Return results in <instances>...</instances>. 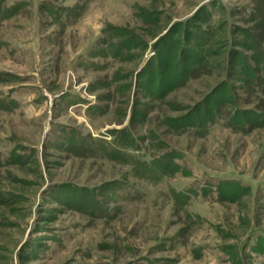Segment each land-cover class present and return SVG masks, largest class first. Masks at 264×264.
<instances>
[{
	"label": "rangeland",
	"instance_id": "374dc122",
	"mask_svg": "<svg viewBox=\"0 0 264 264\" xmlns=\"http://www.w3.org/2000/svg\"><path fill=\"white\" fill-rule=\"evenodd\" d=\"M46 2L83 7L79 14L62 12L57 22ZM18 3L0 26V100L13 101L0 110V264H264V127L237 134L215 125L196 138L166 123L188 114L222 80L239 107L263 101L251 85L258 65L236 28L264 43V0H5L4 8ZM202 5H210L220 51L160 105L136 97L133 110L146 111L149 124L131 119L135 83L154 45ZM107 28L119 30L128 49L117 60L92 59L95 71L82 69ZM74 94L87 103L66 99ZM88 103L106 106L107 115L88 119ZM59 125L93 137L127 126L138 137L154 130L165 153H186L190 176L147 185L125 177L146 193L140 203L122 201L128 189L102 195L99 188L125 176L126 168L67 151ZM224 178L240 180L247 191L235 197L239 192L227 187L219 200L194 195L185 207L169 191V185L217 187Z\"/></svg>",
	"mask_w": 264,
	"mask_h": 264
},
{
	"label": "trees",
	"instance_id": "16d2710c",
	"mask_svg": "<svg viewBox=\"0 0 264 264\" xmlns=\"http://www.w3.org/2000/svg\"><path fill=\"white\" fill-rule=\"evenodd\" d=\"M4 2L5 0H0V8L2 7L4 11V14L0 15V26L3 25V22L8 21L9 15L20 6V3H18L14 5L13 9H6V7L4 8ZM76 4L60 9L53 2H46L44 8L54 21L60 22L62 12L70 11L73 15L75 11L78 14L81 12L83 5L78 6ZM209 6L202 5L190 19L188 18L183 22L181 25L183 28L178 25L173 26V29L168 30V33L163 35L154 45L156 50L153 51V55L159 54L161 59L155 62L156 58L152 55L146 66L142 68L139 80L135 83L136 92L130 109L131 119L135 117L142 122L150 123L146 111L133 110L137 100L136 97L148 98L151 102L149 106L160 105L168 94L170 95L179 87L186 85L188 81L194 79L200 71L213 62L218 51H220V49L217 50L218 48L214 47L217 46V42L213 40L219 28L214 26V16L211 11H208ZM256 13H259L258 8H256ZM258 17L260 18V15ZM102 33L101 39L94 42L87 50L88 58L86 62L80 65L82 69L95 71L91 68L94 66L92 59L113 58V60H117L128 49L123 39L122 41L118 40V38H122L119 30L107 28ZM236 33H242L243 37L249 41L241 42V47L252 53V57L258 65L254 66L256 76L252 78V90L258 92L259 95L264 94V43H259L260 37L253 35L248 30L236 28ZM235 55L237 54L233 53L231 57ZM241 65L247 67V64L243 61ZM234 72L235 70L231 71L228 76H233ZM2 78L4 77L0 76V79ZM102 84L105 85L106 83L104 84L103 81ZM227 84L226 80H222L219 85L213 87L206 94L203 100L197 102L188 114L179 117H168L166 123L173 129V132H189L196 138L205 137L215 125L237 134L264 127V96L262 97V103L258 102L255 105L256 108L243 109L237 105L236 101L234 102V92ZM225 91H228V99L224 98ZM64 97H61L62 100ZM69 97L66 96V99L75 100L76 103H87L78 94ZM11 103L13 101L10 98L0 100V110H9ZM107 109L106 106L98 103H88L84 114L92 120L106 116ZM58 127L61 139L64 142V148L67 151L74 155H83L82 157L107 162L118 168H126L125 176L99 188L102 189V195H107L109 192L111 193V188L118 187L121 190L120 195L123 196V190L128 189L129 192L122 197V201L126 200V203L128 201V203L134 204L140 203L146 198V193L140 186H134L135 183L154 184L166 178L170 180L176 174L190 176V170L185 163L186 153H165L163 144L158 140L160 136L154 130H147L144 136L138 137L131 131L130 126H127L120 131H107L106 136L110 139L107 140L106 136L102 135L98 137H93L91 134L84 135L80 131H76V127L73 126L59 125ZM15 153L18 154V149L11 151V154ZM185 167L186 171L183 170ZM127 176L135 182L131 186L130 182L124 179ZM218 184L217 187H214L210 183H205L199 189L194 185H190L184 191H176L175 188L169 185V191L174 203L182 201L178 204L185 207L194 195L197 197L199 194L201 196L216 194V199L219 200L222 199L224 190L227 187L231 192L233 190L239 192V194L233 192L235 197L240 196L248 189L240 180L235 178L220 179ZM131 191L134 192V195L129 194ZM92 205L91 207L95 206L93 203ZM261 234L264 235V233ZM141 261L142 264H149L145 260Z\"/></svg>",
	"mask_w": 264,
	"mask_h": 264
}]
</instances>
